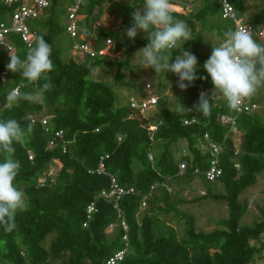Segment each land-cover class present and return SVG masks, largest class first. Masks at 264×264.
Segmentation results:
<instances>
[{
  "label": "trees",
  "instance_id": "obj_1",
  "mask_svg": "<svg viewBox=\"0 0 264 264\" xmlns=\"http://www.w3.org/2000/svg\"><path fill=\"white\" fill-rule=\"evenodd\" d=\"M25 1L18 0L11 6L0 1V24H10L14 10ZM48 1L49 6L29 26L36 36L33 46L40 36L52 45L54 71L49 73L50 89L40 92L45 83L43 79L30 83L20 73L11 71L3 82L1 74L7 69L10 56L0 48V120L16 118L22 126L30 125L32 129L23 144L15 145L14 153L21 162L17 181L28 197L29 210L17 212L11 231L0 225V264H103L124 247V231L120 227L108 232L110 225L119 221L116 206L130 228L126 264H255L260 249L251 242L263 237L264 219L253 225H242L241 221L249 208L244 194L264 171V121L256 111L235 113L224 99L218 103L211 101L214 104L208 115L198 113L193 107L202 92L211 97L215 91L204 68L212 50L200 51L205 36L195 32L193 20L212 30L221 42L226 31L234 30L233 22L223 20L220 6L210 0L194 3V7L201 4L195 14L174 11L176 19L192 27L194 38L185 48L195 46L193 54L199 61L197 76L201 78L187 88L188 98L182 102L192 111L162 108L158 117L151 120L130 104L116 106L114 87L91 78L93 68L108 66L117 67L119 82L124 79V66L148 43L144 39L128 47L121 44L128 38L125 31L132 24V13L136 7L143 6L144 0H83L81 5L79 14L86 31L85 39L97 33V49L104 48L106 40L112 39L126 51V58L120 62L108 60L106 56L65 60V52L72 49L66 33V8L75 0ZM231 2L238 16L244 17L245 0ZM106 13L114 21L118 20L117 31L107 22V26L96 30ZM262 21L264 9L255 14L252 23ZM9 41L16 48L15 54L24 58L29 47L22 37L12 33ZM176 54L173 51V56ZM16 87L39 95H34L31 101L8 102L7 93ZM146 95L141 93V98ZM44 112L49 117V131L41 122L32 123L29 119V116L42 118ZM220 114L236 117L238 133L231 132L229 125L219 121ZM192 118L197 122L184 124ZM152 126L157 128L151 130ZM58 131L64 132L63 139L51 147ZM206 135L210 142L223 148L220 156L223 176L218 182L225 191L215 194L209 189L200 199L226 202L229 215L219 219L213 230L205 232L197 229L194 215L179 213L186 231V236L179 238L173 227H165L167 221L155 213L156 206L162 202L159 211L170 213L174 209L171 192L163 185L170 186L179 179L191 181L198 177L194 174L196 169H208L211 157L206 148ZM238 138L239 146L236 145ZM182 141L187 142L188 155L180 152L177 156L174 147ZM56 162L60 168L51 174L50 167ZM101 162L105 169L98 173ZM181 162L188 165L183 177L178 176ZM109 174L122 189L129 191L119 200L101 196L103 191L112 189ZM144 202L149 205L145 212L142 211ZM92 203L96 211L88 220L87 209ZM50 236L53 238L46 247Z\"/></svg>",
  "mask_w": 264,
  "mask_h": 264
},
{
  "label": "clouds",
  "instance_id": "obj_2",
  "mask_svg": "<svg viewBox=\"0 0 264 264\" xmlns=\"http://www.w3.org/2000/svg\"><path fill=\"white\" fill-rule=\"evenodd\" d=\"M171 0H144L142 7L132 13V24L125 35L135 40L140 32L146 33L148 43L138 49L134 56L139 59V67L172 72L178 76L177 86L187 90L197 76L199 61L195 54L185 48L191 40L188 25L174 17ZM225 39L214 46L204 68L210 75L215 91L211 97L200 94L199 102L194 105L198 113L208 115L217 95H221L231 109H238L244 99L251 97L264 87V42L253 36L251 28L238 27L224 33ZM173 51L177 54L173 56ZM52 45L43 36L38 37L24 58L9 52L10 62L7 69L20 73L25 81L36 83L44 80L40 92L52 87L49 73L54 71L51 59ZM174 60V62H173ZM206 79V77H204ZM39 92H25L20 88L11 89L6 96L8 102L31 101ZM178 111H192L182 102ZM31 126H22L16 118L0 120V225L6 231L15 227V217L19 211L29 210V200L17 181L21 162L15 158L16 144H23L31 132Z\"/></svg>",
  "mask_w": 264,
  "mask_h": 264
},
{
  "label": "rangeland",
  "instance_id": "obj_3",
  "mask_svg": "<svg viewBox=\"0 0 264 264\" xmlns=\"http://www.w3.org/2000/svg\"><path fill=\"white\" fill-rule=\"evenodd\" d=\"M118 1H129V0H118ZM245 2H246V10L244 13V20L246 22H252L253 18L251 17L253 16L251 15L264 9V0H260V1L245 0ZM200 5L201 4H198L197 7L196 6L194 7L193 4H183L179 2L173 3L174 11L183 14H195V12L200 7ZM178 6H182L183 8H179ZM106 22L108 25H111L113 30L115 31L118 30V26H119L118 20L114 21V19L111 18L107 13L103 16L101 20L103 26H107ZM193 25H194L193 29L195 30L196 33L202 32V34L205 36L204 43H202L200 46L201 52L203 53L209 52L213 49V45L218 46L221 43L220 38L209 28H204V26L198 23L196 20H193ZM188 27L191 30V39H192L194 38L192 27L190 25H188ZM68 38L70 37L68 36ZM144 39H146V34L140 32L134 41L129 38H126L121 42V44L123 47H128L134 44L135 42ZM65 45L68 47L69 43H67L66 41ZM194 49L195 46H192L188 50H190L193 53ZM109 51H108V56H106L108 60L120 62L126 58L125 49L120 48L118 46V43H114L113 47ZM69 52H70L69 50L65 52L64 55L65 60H68L70 58L71 55H69ZM70 54H72V57L75 56L74 58L77 61L84 60L82 57L72 53V51ZM116 74H117V67H108V66L95 67L92 70L91 78L94 80H102L114 87L116 106L129 104L132 101L140 102L141 93L143 92L149 93L148 91H146V84L150 83L152 85V90L150 91V93L156 95L159 100L158 105L152 106L146 112V115L149 116L151 120H154L158 117L157 115L162 108L177 110V105L180 102H183L186 98H188L187 90L182 91L177 86V80L179 78L176 74L170 71L167 73H165L164 71L156 73L154 69L141 68L139 67V59L136 56H134V58L129 63V65L126 64L124 66L123 68L124 79L122 81L119 82L117 80ZM251 100H253L254 102L256 101L258 105V109L256 110V112L261 115L264 121V87L260 88L257 94L251 97ZM42 116L48 117L46 115V112H44ZM239 140H240L239 138L236 140L237 146H239L240 144ZM184 148L187 149L186 141H182L179 143V145L174 147L177 156L180 152H182ZM59 168H60V164L57 162L51 165L50 167L51 174L57 173ZM170 187L172 190L170 193V202L174 206V209L170 211V213H163L159 211V208L163 206V203L158 202V205L160 207L156 206L157 210H155V213L159 215L163 220L167 221L165 227L171 226L176 230L179 238H183L186 236L185 225H184L185 221L179 220L178 218L179 213L194 215L197 229L205 232H209L213 230L216 227L217 221L219 219L225 218L227 217V215H229V210L226 202L223 201L217 202V201H213L212 199H202V200L200 199L208 192L209 189H211V192L215 194L224 193L225 191L224 186L221 182L217 181L214 184H208L203 179V177L198 176L191 181H189V179L174 180L171 182ZM147 210H149V205L143 206L142 211L145 212ZM247 217L248 215L242 219L241 224L242 225L254 224L253 221L255 218H253L250 221V219ZM108 232H111V229H108ZM52 238L53 237L50 236L47 239V241L45 242L46 247L49 246ZM259 261H257L256 264H264Z\"/></svg>",
  "mask_w": 264,
  "mask_h": 264
},
{
  "label": "built area",
  "instance_id": "obj_4",
  "mask_svg": "<svg viewBox=\"0 0 264 264\" xmlns=\"http://www.w3.org/2000/svg\"><path fill=\"white\" fill-rule=\"evenodd\" d=\"M4 2L6 5L11 6L18 0H0ZM173 2H179L183 4H194L197 2H202L206 0H171ZM213 2H216L220 8H221V17L225 21H231L234 24V30L238 27L243 28H251L253 30V36L258 41L264 42V21H262L259 24H253L252 22H246L243 17L238 16V12L236 7L233 5L231 0H210ZM83 3V0H75L70 6H67V28L66 33L72 40V52L85 58H95L97 56H108V51L113 47L114 41L112 39L106 40V46L101 49L96 48V35L97 33L93 34V38H90L88 40L85 39L86 37V31L85 28L81 25L82 18L79 14V11L81 9V5ZM49 6L48 0H26L24 3L19 5L13 12L12 17L10 19V24L7 23H1L0 24V48L4 49L8 54L9 52L14 53L16 52V48L13 46L12 43L9 41V35L12 33H16L20 35L23 39V41L27 44V46L30 48L33 46V42L36 39L35 34L32 32L29 22L31 20L37 19L41 11L46 9ZM101 21L97 23L96 30L100 29L102 27ZM97 32V31H96ZM110 52V51H109ZM75 57V56H74ZM82 59V60H83ZM9 76V70L6 69L1 74V80L3 82L7 81V78ZM17 88V87H16ZM19 88V87H18ZM152 90V85L150 83L146 84V91L147 93L145 98H141L140 102L132 101L130 102V106L133 109L139 110L142 115H146V112L152 107L156 106L159 103L158 97L154 95L153 93H150ZM221 99H224L221 95H217V98L214 103H218ZM225 100V99H224ZM258 109L257 103H255L253 100H251L249 97L244 99L241 105L238 107V109H233V111L237 114L242 113H253ZM29 119L32 123H35L37 121L41 122V124L46 128V131H49V117H34L29 116ZM219 121L223 125H229L231 127V132L238 133L237 129V120L235 116L227 115V114H220L219 115ZM197 122L196 118H192L191 120H186L184 122L185 125H191ZM157 127L152 126L151 130H155ZM64 132L58 131L55 134V139L50 143L51 147H54L57 145V142L61 141L63 139ZM205 139L208 141V144L206 146L207 150L210 152V161H209V167L207 170L203 171L201 169H196L194 174L200 175L205 178L207 182L214 183L217 182L222 176H223V169L221 167L220 163V156L223 151V148L213 142L209 141L208 135L205 136ZM183 155H188V149L182 150ZM150 159L153 160V155H149ZM30 159H33V156L30 155ZM237 168L240 167L239 164H235ZM105 169V165L103 162L100 163V166L98 170H96L98 173L103 172ZM188 169V165L185 162H181L179 164V172L178 176L183 177L186 175ZM91 173H94V171H91ZM109 176L112 179V189L111 191H103L101 196L105 198L106 200H119L122 196L129 193V191H125L122 189L116 179L109 174ZM163 187H165L169 192H171V187L168 184H164ZM152 190L155 189V186L151 188ZM146 205V202L143 203V206ZM118 209V224H112L110 225L109 229L111 231L114 230L116 226L120 227L124 231L123 236V243L124 247L118 251H116L106 262L103 264H126V257L129 252L130 248V239H129V225L127 221L124 219L121 211ZM96 211V205L95 203H92L89 205L87 209V218L90 220L93 216V214ZM85 227L87 224L84 225ZM22 255L25 256V253L22 252Z\"/></svg>",
  "mask_w": 264,
  "mask_h": 264
},
{
  "label": "crops",
  "instance_id": "obj_5",
  "mask_svg": "<svg viewBox=\"0 0 264 264\" xmlns=\"http://www.w3.org/2000/svg\"><path fill=\"white\" fill-rule=\"evenodd\" d=\"M179 8H183L182 6H178ZM256 14V13H255ZM255 14L251 15L254 19ZM244 18V17H243ZM69 55L72 57L71 50H69ZM73 53V52H72ZM259 179V180H258ZM256 184L248 189L244 194V199L248 201L249 208L245 216L248 215L247 218L250 219V221L254 219L253 223L260 221L261 219H264V172L259 175ZM263 203V204H262ZM244 216V217H245ZM228 217V215H227ZM225 217V218H227ZM243 217V218H244ZM253 225V224H252ZM253 246H256L260 249V251L257 253V261L264 263V234L263 237L260 240L252 241L251 242ZM262 258V259H261ZM256 261V262H257ZM255 262V264H256Z\"/></svg>",
  "mask_w": 264,
  "mask_h": 264
}]
</instances>
